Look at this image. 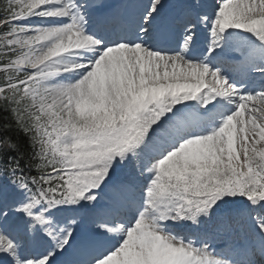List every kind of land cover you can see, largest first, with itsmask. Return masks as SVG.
<instances>
[{
	"label": "snow or ice",
	"instance_id": "obj_1",
	"mask_svg": "<svg viewBox=\"0 0 264 264\" xmlns=\"http://www.w3.org/2000/svg\"><path fill=\"white\" fill-rule=\"evenodd\" d=\"M0 264H264V0H0Z\"/></svg>",
	"mask_w": 264,
	"mask_h": 264
}]
</instances>
